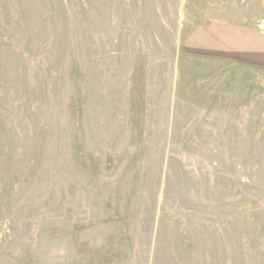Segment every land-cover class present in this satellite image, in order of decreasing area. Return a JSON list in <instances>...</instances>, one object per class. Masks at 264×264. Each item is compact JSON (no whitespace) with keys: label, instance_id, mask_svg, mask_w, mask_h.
Instances as JSON below:
<instances>
[{"label":"rangeland","instance_id":"obj_1","mask_svg":"<svg viewBox=\"0 0 264 264\" xmlns=\"http://www.w3.org/2000/svg\"><path fill=\"white\" fill-rule=\"evenodd\" d=\"M0 264H264V0H0Z\"/></svg>","mask_w":264,"mask_h":264}]
</instances>
